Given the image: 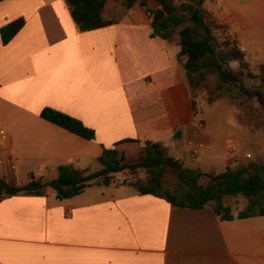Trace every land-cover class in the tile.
I'll list each match as a JSON object with an SVG mask.
<instances>
[{
  "label": "crops",
  "instance_id": "crops-1",
  "mask_svg": "<svg viewBox=\"0 0 264 264\" xmlns=\"http://www.w3.org/2000/svg\"><path fill=\"white\" fill-rule=\"evenodd\" d=\"M158 7L136 3L113 23L80 31L66 0L0 2V28L24 21L8 43L0 37V155L16 165L11 183L1 176L0 183L46 184L60 166L92 173L102 169L100 158H112L104 150L133 164L148 142L204 173L256 156L257 137L224 101L208 104L199 93L192 105L177 35L153 34ZM202 7L227 27L244 60L264 64V0H204ZM45 107L79 120L94 138L44 120ZM121 174L68 198L47 185L3 194L0 264H264V215L221 220L212 203L172 206L112 182Z\"/></svg>",
  "mask_w": 264,
  "mask_h": 264
},
{
  "label": "trees",
  "instance_id": "trees-1",
  "mask_svg": "<svg viewBox=\"0 0 264 264\" xmlns=\"http://www.w3.org/2000/svg\"><path fill=\"white\" fill-rule=\"evenodd\" d=\"M114 1L127 10L136 3L145 8L148 0ZM156 1L159 7L152 12L153 34L166 40H172L174 35H177L180 54L186 57L185 69L191 89L192 105H195L199 88L206 90L208 104L221 97L224 88H229L245 99L255 98L264 110V64L259 65V88H248L240 83L239 72L230 69L224 61H238L241 66H246L243 55L235 48H229L231 42L227 37L224 43L226 49H217L215 31L221 29L227 36V27L212 12L202 7L204 0H183L179 3H174L173 0ZM66 3L80 31L93 30L115 21L105 18L107 0H66ZM23 24L22 19H17L1 27L2 43H8ZM40 116L84 139L94 138L92 129L67 114L45 107ZM109 152L113 155L112 158H100L102 169L92 173L84 174L69 166H60L57 177L46 184L30 181L25 186L17 187L0 183V198L3 194L11 196L19 192L37 191L46 185L56 192L58 198H68L94 184H109L111 175L115 173L125 170L134 173L135 170L141 169L146 177L143 182L135 183L138 192L163 198L172 206L202 209L212 203L214 214L221 220L264 215L262 163L239 162L235 167H228L221 173H204L184 168L168 154L166 147L158 142L146 143L144 153L133 164L125 162L123 156L118 157L114 150H104V155ZM167 174H172L176 179V185L172 189L165 187L164 179ZM203 177L207 178L205 185L200 183ZM237 195L246 198L247 205L234 215L222 199L225 196Z\"/></svg>",
  "mask_w": 264,
  "mask_h": 264
},
{
  "label": "rangeland",
  "instance_id": "rangeland-1",
  "mask_svg": "<svg viewBox=\"0 0 264 264\" xmlns=\"http://www.w3.org/2000/svg\"><path fill=\"white\" fill-rule=\"evenodd\" d=\"M124 11L122 7L116 4L114 0H107L105 12L111 18L115 19L120 16ZM216 41H217V49L224 50V43L227 36L224 35V32L219 29L215 31ZM228 40V39H227ZM231 42L230 40H228ZM232 47V43L229 44V48ZM236 51L240 53V51L235 48ZM246 66H241L238 61H224L225 65L230 69L239 72V81L242 85L248 88H259L260 81L257 77L259 72V66L252 65L246 60H243ZM210 84H213L211 80ZM264 90V89H263ZM199 93H203L205 99L207 100V93L204 88H199L197 92V96ZM221 97L216 100L224 101L229 107H231L237 114L238 122L242 125L249 127L250 131L253 135H255V144L257 145L256 156H252L251 158H246L243 161L239 162H258L264 164V110L260 107V105L256 102L255 98L245 99L243 96L237 95L234 89L224 88L221 91ZM215 100V101H216ZM214 101V102H215ZM238 162V163H239ZM237 163V164H238ZM236 164V165H237ZM235 165V166H236ZM234 166V167H235ZM99 167L93 166L88 172H93L97 170ZM121 176L117 179H112V182H124L131 183L136 187L135 183L140 181L143 182L145 180V172L141 169L135 170V172L131 175L129 170H125L121 172ZM20 178V176H19ZM48 178V177H47ZM50 178H55V175H50ZM113 178V177H112ZM132 179V180H131ZM46 180V179H45ZM165 187L173 188L176 185V179L172 174H167L165 176ZM111 181V180H110ZM207 182V178L203 177L200 180V183L205 185ZM225 205H228L231 208V212L235 215L238 211L242 210L247 205V200L241 195L237 196H228L225 198Z\"/></svg>",
  "mask_w": 264,
  "mask_h": 264
},
{
  "label": "built area",
  "instance_id": "built-area-1",
  "mask_svg": "<svg viewBox=\"0 0 264 264\" xmlns=\"http://www.w3.org/2000/svg\"><path fill=\"white\" fill-rule=\"evenodd\" d=\"M241 51L240 49H238ZM6 133L2 129H0V139H5ZM235 146L230 148L231 151L236 150ZM16 165L13 161H11L7 156L0 155V176L5 183H11L10 174L15 172Z\"/></svg>",
  "mask_w": 264,
  "mask_h": 264
}]
</instances>
